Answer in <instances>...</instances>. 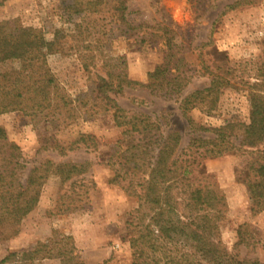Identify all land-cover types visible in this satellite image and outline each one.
I'll use <instances>...</instances> for the list:
<instances>
[{"label": "trees", "instance_id": "16d2710c", "mask_svg": "<svg viewBox=\"0 0 264 264\" xmlns=\"http://www.w3.org/2000/svg\"><path fill=\"white\" fill-rule=\"evenodd\" d=\"M5 1L0 0V5ZM129 1L58 0L69 26L65 28L62 23L53 30L49 40L37 28L1 22L0 115L18 112L34 126L54 125L56 133L71 131L73 140L66 145L43 138L40 149L55 151L59 156L77 150L97 153L100 143L95 135L76 127L108 116L112 128L119 130L107 162L114 171L110 183L127 181L129 195L135 196L138 203L134 212L141 214L138 227L132 228L128 238L132 264L148 259L158 264L155 261L158 255L164 259V264H264L228 253L210 240L218 230L216 221L219 220L211 190L186 189L178 192L180 198L171 196L175 184L167 183L175 175L173 155L179 145L178 132L172 130L164 134L162 116L154 118L142 112L129 114L119 106L116 97L127 89H141L152 96L171 98L181 94L187 83L181 72V60H175L171 51L175 44L170 41L166 43L168 50L162 62L141 82L127 77L123 55L109 54L112 35L131 36L143 27L127 20ZM74 17L77 22H73ZM147 39L148 36H141L138 42L143 44ZM68 53L79 57L81 68L87 74L85 90L81 85L75 92H68L49 68L50 56ZM221 56L227 63L226 56L223 53ZM215 68L205 88L179 100L181 115L188 123L189 111L198 108L208 114L213 112L223 91L231 87L229 68L218 65ZM258 81L249 84L246 93L248 123L238 126L241 147L255 148L264 144V79ZM232 127L230 123L219 127L214 130V139L202 141L212 146L208 151L211 156L220 155L221 147L223 151L228 150L223 145L230 144L228 136ZM261 155L251 167V180L247 184L252 214L264 210V153ZM89 166L87 160L26 162L20 148L9 141L0 127V241L19 233L22 223L36 208L41 188L48 179L57 178L61 185L70 188L83 180ZM77 208L69 202L59 211L70 213ZM145 217L148 221L143 224ZM237 235V243H243L240 229ZM170 243L188 246L189 254L182 252L176 257L167 247ZM44 259H55L58 264H84L71 236L56 231L27 250L7 253L0 264H35Z\"/></svg>", "mask_w": 264, "mask_h": 264}, {"label": "rangeland", "instance_id": "374dc122", "mask_svg": "<svg viewBox=\"0 0 264 264\" xmlns=\"http://www.w3.org/2000/svg\"><path fill=\"white\" fill-rule=\"evenodd\" d=\"M126 13L128 21L143 27L131 36L112 35L109 54L123 55L127 77L145 81L146 74L162 62L168 50L166 43L170 41L175 44L171 51L175 60H181V72L187 83L181 94L171 98L152 96L141 89H127L116 97L119 106L129 114L142 112L154 118L162 116L163 133L178 132L179 145L173 155L175 175L167 183L175 184L171 196L180 198L178 192L186 189L211 190L219 220L216 221L218 230L210 240L228 253L264 263V210L252 214L247 186L251 167L262 156L261 152L264 153V144L255 148L241 147V130L238 129L240 124L248 123L249 84L264 79V0H131ZM62 15L58 0H6L0 5V23L17 22L24 27L37 28L48 40L62 23L65 28L69 26ZM72 19L78 21L76 17ZM141 36H148L143 44L138 42ZM221 53L227 63L221 60ZM48 65L68 92H75L81 85L85 90L87 74L76 54L50 56ZM217 65L229 68L231 87L223 91L213 112L208 114L198 108L189 111L188 123L181 115L179 100L205 88ZM228 123L233 125L228 133L230 144L223 145L228 150L223 151L221 147L220 155L211 156L208 151L212 146L202 141L214 139V130ZM0 127L9 141L20 148L26 162L43 159L90 162L83 180L70 188L54 177L46 181L36 208L22 223L19 233L0 241V259L9 252L27 250L56 231L71 236L84 264H132L128 238L132 228L138 227L141 214L134 212L138 203L135 196L129 195L127 181L110 183L114 171L107 162L119 130L112 128L108 116L76 127L95 135L100 143L97 153L77 150L59 156L55 151L40 149L43 138L66 145L74 135L69 130L56 133L54 125L34 126L18 112L0 115ZM69 202L78 208L70 213L60 212ZM147 221L145 217L142 223ZM238 229L244 239L240 244L237 243ZM167 247L178 258L182 252H190L188 246L178 243ZM155 261L164 264L161 255L155 257ZM138 263L154 264L149 259ZM35 264L58 262L44 259Z\"/></svg>", "mask_w": 264, "mask_h": 264}]
</instances>
